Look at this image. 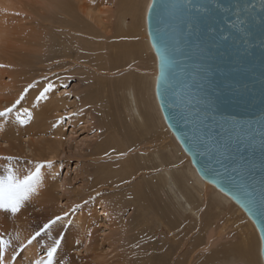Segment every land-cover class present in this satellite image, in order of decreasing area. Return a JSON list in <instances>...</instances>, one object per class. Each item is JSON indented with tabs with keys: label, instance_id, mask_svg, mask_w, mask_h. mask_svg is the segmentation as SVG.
I'll return each mask as SVG.
<instances>
[{
	"label": "bare ground",
	"instance_id": "1",
	"mask_svg": "<svg viewBox=\"0 0 264 264\" xmlns=\"http://www.w3.org/2000/svg\"><path fill=\"white\" fill-rule=\"evenodd\" d=\"M29 1L31 4L27 6L28 14L30 15L31 12L33 16L35 15L40 20L36 24L33 23L35 25V27L33 26L34 30L28 39L26 38L25 43H22V45L18 43V46L21 45L19 50L14 49L13 54L9 55V53H6L0 56V59H4L5 63L12 66V68L5 69V75L10 79V84H4L3 88L0 89L11 87L13 89L9 88V90H12L13 94H11V91L7 94L15 95L14 98L5 95L11 100L6 98L9 99L5 101L6 106L4 102H0V112L5 110L4 106L8 109L16 104L17 106H14L16 110L28 106V108H31L28 111L32 113L30 117L33 122H30L31 124H28V126H24L20 121L18 123L12 122L11 127L8 126V129L2 131L0 129L1 140L6 145V148L1 147L0 151L16 157L15 161L12 162L20 178L24 177L22 169H25V167L20 168L23 162L32 165L30 171H34L35 166L38 164L44 165L41 169L40 180L36 185L37 191H35L40 193L39 199L41 200L35 203L27 199L21 206L22 209L15 215L9 214V217H7L8 215L5 216L4 213L5 217L2 218L1 216L0 219H2L6 231L2 232L3 229H0V234L3 235L8 232L7 235L5 234L6 237L8 236L13 246L17 245L16 247H18L21 243L25 244L28 239L41 229L31 227L33 229H30L31 231L27 233L31 217L43 216L44 221L45 218L51 217L52 220L55 218L54 223L52 222L54 227L51 228L53 239H55V242L57 240L62 241L59 254L63 258L66 256L65 260L67 262L64 264H72V262H68V256L78 250L80 244L87 242L89 248H87L86 252H93V243L95 242L94 229L95 231L96 229L100 231V213L96 209V205H100L101 215L105 216L109 231L105 241L109 242V245L120 256L119 249L123 247L124 237H119V241H115L114 235L122 228L127 227V219H123L121 215L126 209L132 208L135 212V216L132 219L134 224L129 228L128 233H135L139 230L140 237L134 236L135 245H138L140 240L142 245L134 247H139L141 250L139 253L145 256V258H140L144 261V264H156L158 262L174 264L175 261L176 264H193L194 259H197L198 256L202 257L200 255L202 251H210L212 247L218 244L217 241L219 239L221 241L224 238V234L220 231L218 232V228L216 229V222L212 221L214 218L218 219L219 216L224 215L228 211L227 208L230 207L234 209L233 213L243 215L244 221L241 218L242 223L247 225L245 229L239 227L240 236L244 244H236V246L234 244L231 245V243L230 245L224 244L214 253L207 256L206 259L203 257L204 260L200 264H237L238 261L235 260V255L239 253L242 254L241 256L244 259L241 260L245 264H263L260 256L261 242L253 223L227 195L218 191L213 185L200 177L192 167L189 156L181 149L163 119L155 95L158 76L157 57L150 44L146 29V17L152 0H41L39 2L37 0V5H41V7L32 3L35 0ZM115 1L118 3L116 14L111 6L108 5L115 3ZM22 3V0H0V6L6 11L5 13H0V43H3L7 36L12 39L10 34L14 27L12 26L13 28H11V25L8 27V23H6L10 19V16L7 19L9 15L7 11H15L16 5H22ZM1 7L0 10H2ZM11 16H13L12 20H17L18 16L16 18L14 17L15 15ZM129 18H131L130 21ZM138 19L140 20L139 23ZM22 21L21 25L23 24ZM140 30H143L146 39L144 44L146 51L152 53L153 69L146 72V70L134 66L135 71L139 70L142 73L141 79H135L133 75L127 78L128 74L133 71L125 74L129 69L128 66V69L125 70V66L134 61V55L128 51L127 46L132 37L138 36ZM60 33L64 34V36H61ZM126 34L128 39L124 43L123 39H125ZM18 36L20 34L16 35V37ZM35 45L38 48H35ZM47 49H52L50 51L54 54L49 60H46L43 55ZM109 51L113 53L108 54ZM73 52L76 53L75 57H73ZM67 60H72L73 63H84L87 66L96 64L100 68L99 74L103 71H108L109 75L114 76V72L118 71L117 75L121 77L115 90L118 93L120 92V101L125 108L124 116L127 121L125 130L120 131L117 126L112 124L108 113L103 111L102 107L98 109L100 113L96 114L97 109L93 111V107L98 108L97 103L90 105V110L88 111V104H84L80 108L77 100L71 106L73 112L68 114L69 109L65 100L61 102L62 98L59 99L55 95L53 96L54 93L50 94L51 92L41 97V93H43L41 86L45 88L46 82L44 83L42 78H40L41 76L37 75L39 73L35 67L40 65L41 68L38 67V69H42L43 66L48 67L50 64L58 67L61 62H67ZM91 67L93 68V66ZM31 68H35L34 72H32L33 70L31 71ZM40 73L43 75L42 73L44 72ZM106 75L109 77L107 73ZM22 95L27 99L23 97V100ZM20 98H22V101L19 100ZM3 99L2 101H4ZM18 101L20 102L17 103ZM143 107L151 108L158 118L157 124L154 113H151L153 117L147 116L144 114ZM97 115H100L97 130L105 134L101 136L104 144L97 145L96 153L86 151L84 155L74 156L75 158L80 157L89 161H85L84 170L81 171L80 169L76 175V179L80 177L83 185L81 184L80 188H76V191L73 190V194L72 192H67V194L63 192L62 194L57 177L60 172L58 164L61 163L53 161H59L62 155L66 154L65 144L67 140L62 130L64 129V116H67L69 123L74 127L83 123L91 125ZM7 116H10V114ZM6 118L0 120V123L4 122ZM14 118L12 119L13 121H15ZM5 122L4 125H6ZM113 122L118 123L114 119ZM160 125L166 130L167 137L171 139L172 143H167L166 137L156 135ZM90 128L93 130L94 124ZM153 136L155 139L150 141ZM156 142L161 143L157 148L154 145ZM152 144L154 147L150 146ZM162 152H165V154ZM114 157H119L120 159L116 161ZM133 157H136L138 165L131 162ZM183 158L187 159V168H178L177 172H175L171 166L177 165L179 159ZM6 162L10 161L6 160L5 164ZM13 164H11V167ZM88 164L96 167L93 187H91V182L88 179L90 169L85 168ZM102 164H106L107 167L103 168ZM18 171L21 173H18ZM141 171L142 180L151 185L150 189H155L154 194L158 195L159 193L165 198L163 202L166 203L168 201L170 203L163 205L154 202L150 195L147 197L143 195L144 189L146 190L148 186L147 184L143 185L142 180H137V174L138 172L140 174ZM157 172L159 175L153 174ZM102 173H104L105 179L102 178ZM125 176H128L129 180L133 177L134 181H136L129 195L132 201L126 203L120 196L117 197L115 195L113 202H115L116 207L107 206L108 196H102V187L108 186L109 188L118 189L125 183ZM58 187L59 191L56 190ZM54 190L56 191L54 192ZM209 190L212 192L210 194L217 213L216 216L214 213L210 214L204 211L206 206L209 210L212 208H209L207 203V196L210 195L208 194ZM42 192H45L46 195ZM59 197L65 198L64 208L58 205L62 202ZM73 197L74 199H72ZM73 206L76 209H73ZM36 210L42 211L43 214L36 212ZM72 210L73 213L71 212ZM76 210L79 211L75 213ZM108 215H110L109 218ZM57 217H61V219L57 220ZM230 217L232 220L234 215L231 214ZM204 218L207 219L205 220ZM48 222L43 225L49 226L50 222ZM228 222H230V219H228ZM52 224L50 225L52 226ZM156 230H160L159 239L154 238V235L157 234ZM195 230H199V235L194 238L196 239L195 241L193 239V242L190 240V235ZM62 233H66L65 240L62 239L63 237H59ZM202 233H204V238L201 236ZM190 243L191 247H189ZM229 246L233 249H229ZM233 246L235 248L238 246V250L236 248L235 251ZM36 249V242H32L28 244L25 252L29 259L34 260V264L40 261L38 260V251ZM151 253L155 256H148ZM176 256H178L177 259L175 258ZM119 261L122 264H128L121 257ZM246 261L248 262L246 263Z\"/></svg>",
	"mask_w": 264,
	"mask_h": 264
},
{
	"label": "water",
	"instance_id": "2",
	"mask_svg": "<svg viewBox=\"0 0 264 264\" xmlns=\"http://www.w3.org/2000/svg\"><path fill=\"white\" fill-rule=\"evenodd\" d=\"M146 29L167 127L253 223L264 264V0H152Z\"/></svg>",
	"mask_w": 264,
	"mask_h": 264
},
{
	"label": "rangeland",
	"instance_id": "3",
	"mask_svg": "<svg viewBox=\"0 0 264 264\" xmlns=\"http://www.w3.org/2000/svg\"><path fill=\"white\" fill-rule=\"evenodd\" d=\"M39 1H41V0H38V2ZM22 2H23L22 5H19V4H17L18 6L16 5L15 11H12V12L7 11L9 13V15L7 16V19L9 16H10L9 17L10 19L8 22L6 21V23H8V27H9V25H11L10 26L11 28L14 27V29L11 30L12 31L11 34L14 35V33H15V35L12 36L10 34L12 39H9V37L7 36L8 38L7 37H6L7 39L5 38L6 42L4 41L3 43H0V56L4 55L6 53H9V55L13 54L12 52L14 51V49L19 50V46L21 47L22 43H25L26 38L28 39V37L32 34V32L34 30L33 28L35 27L34 24H36L40 20L35 15L33 16V13L30 12V15L28 14L27 6L30 5L31 2L29 0H22ZM38 2H37V0H35L32 3L37 5ZM108 5L111 6V8L114 10V13L116 14L117 9H118V3H116V1H115V3L108 4ZM38 7H41V5H39ZM1 9H2V7H1ZM1 12L5 13L6 11L2 9V10H0V13ZM11 15H15L14 16L15 18H16V16H18L16 18L17 20H15V19H14L15 21L12 20L13 16H11ZM19 18H20V21H19ZM21 18L23 19V21ZM25 19H26V21H25ZM130 20H131V18H129V21ZM21 21L23 23L22 25H21ZM139 22H140V20L138 19V23ZM17 27H19V29H17ZM114 29H115V26H114ZM19 30L21 33L19 32ZM61 33H63V32L61 31ZM61 33H60V35L64 36V34H61ZM17 34L18 35L20 34L21 37L20 36L16 37ZM65 37H67V36H65ZM18 38H20V39H18ZM124 38L125 39H123V41H124V43H126L127 39H128L127 34L125 35ZM145 40L146 39H145V36L143 34V30H140L138 36L132 37L130 40V43L127 46L128 51L130 53H133V55H134V61L131 64L126 65L125 66L126 69L123 67L125 70H127L128 69L127 67L129 66V69H128L129 71L127 70L125 72V74L129 73L130 71H133V72L128 74L127 78L129 76L133 75L134 76L133 78L141 79L140 77H141L142 73H140L139 70L135 71V68H133L134 66L139 67L143 70H146V72L148 70L153 69L152 53L146 51V49L144 47ZM19 41H21V42H19ZM18 43L21 45L18 46ZM36 47L37 46L35 45V48ZM50 50H52V49H47L43 54L45 56L44 58L46 60H49L51 58V56L54 55ZM49 53H52V54H49ZM111 53H113V52L109 51L108 54H111ZM75 56H76V53L73 52V57H75ZM93 58H95V57H93ZM128 60H127V62H128ZM4 61H5L4 59H0V88H3L4 84H10V79L7 78V76L5 75V69L12 68V66L8 65V63H5ZM68 61H69V63H67ZM67 62H65V61L61 62L60 66H58L61 68H58L57 65L55 66V65H51V64L48 67L43 66L42 69H38V67H40V65L35 67L39 73L37 75L41 76L40 78H42L44 83L46 82L45 83L46 87L48 85H52V88L48 92L49 93L51 92L50 94L54 93L53 96L55 95V97H57L59 99L62 98L61 102H63L65 100V102L67 104V108L69 109V111L67 112L68 114L70 112H73V109L71 108V106L77 100H78L77 102H79L78 104H79L80 108H82V106L84 104H86V105L88 104V107H87L88 111L90 110V105L97 103L98 108L93 107V111L97 109L96 114L100 113L98 111V109H100L102 107L103 111L108 113L112 124L117 126L120 131L125 130L126 123H127L125 116H124L125 115V108L120 101V92L118 93L115 90V88L119 82V79L121 77L120 75H117L118 71L114 72L115 73L114 76L110 74L111 76H113V77H111L109 75L108 71H103L99 74L100 68L97 67L96 64L87 66L84 63H80V62L73 63L72 60H67ZM82 62H86V61H82ZM91 66H93V68ZM130 67H132V68H130ZM35 68H33V69L31 68V71L33 70L32 72H34ZM124 69H123V71H124ZM39 70H42V71H39ZM40 72H44V73H42L44 76L41 75ZM106 73L108 74L109 77H107ZM101 74L102 75L104 74V76H102ZM1 78H3V79L1 80ZM5 86H8V85H5ZM41 87H42L43 92H44V89L46 87L45 88H44V86H41ZM9 88H11V87H9ZM9 88L4 87L3 90L0 89V92H2V93H0V100H1L0 102L5 103V101H7L9 99L11 100V98H9L8 96H12L11 94H13V92H12V90H9ZM11 89H13V88H11ZM57 90H58V92H56L57 93L56 94L55 91H57ZM9 91H11L10 95L7 94V93H10ZM47 93H44V94H47ZM5 95H8V96H5ZM14 96H12V97L14 98ZM23 97L26 98L24 95H22V98ZM3 98H5V99H3ZM6 98H9V99H6ZM22 98H20L19 100L22 101ZM24 98H23V100H24ZM2 99L4 101H2ZM98 99H100V100H98ZM85 100H88V101H85ZM85 102H87V103H85ZM5 106H6V103H5ZM5 106H4V109L6 110ZM14 106L16 107L17 105L14 104L13 107ZM13 107L12 106L9 107L12 109V112L9 113L10 116H7V115L5 116V117H7L5 120L6 122L4 121L6 123V125H4V122L0 123V127H2V128H0L1 131L8 129L9 128L8 126L12 125V122L18 123L20 121V123H23L24 126H28V124H31L33 122V119H31V117H30L31 115L29 116V114H32V113H31V111H28V110H31V108H28V106H26V107H23L24 109L22 108V109L18 110L19 109L18 108L16 110L15 107H14V109H13ZM143 111H144V114H146L147 116L153 117V115H154V118L156 119V124H157L158 118L155 115V113L151 110V108L143 107ZM12 113H14V114H12ZM151 113L152 114L154 113V114L151 115ZM12 115H13V118L15 117L14 118L15 121L12 120L13 119ZM99 116L98 115L96 117L94 116L95 119L93 117V119H94L92 122V124H94L93 130H92V128H90V126L92 124L89 125V124L83 123V124H79L78 126L73 127L69 123V119L66 118L67 116H64V122H63L64 129H62V130L64 131V134L66 135V140H67L66 144H65V148H66L65 153L66 154L62 155V158L60 160L58 159L59 161H55V160L53 161V162L61 163V164H58L60 172L58 173L57 177L59 180L60 192L62 194H63V192L65 194H67V192H72V194H73V190L76 191V188H80L79 186L81 184L83 185V183H81L80 177L76 179V177H77L76 175L80 171V169H81V171L84 170L83 165L89 161H86L80 157L75 158L74 156H77L79 154L84 155V153L86 151H90L91 153L92 152L96 153L97 145H100L103 143L101 136H104L105 134H103L102 131L97 130L98 129L97 124L99 123ZM5 117H0V120L4 119ZM10 118H12V119H10ZM16 119H18V120H16ZM113 119L117 120L118 123H114ZM9 123H11V124H9ZM34 123H35V120H34ZM156 135L164 137V138L166 137L167 143H172L171 139L169 137H167L166 130L163 129L161 125L158 126V133H156ZM154 139H155V137L153 136V138H151L150 141L154 140ZM90 145H91V147H89ZM154 145L157 148L161 145V143L156 142V143H154ZM154 145L152 144L150 146L154 147ZM1 147L6 148V145L2 142L1 136H0V149H1ZM162 153L165 154V152H162ZM66 156H68V157H66ZM9 157L12 158L11 161L6 162V164H5L6 160L9 161L6 158H9ZM15 158L16 157L12 156L11 154H7L5 152L0 151V175L4 174V169L6 167H8L9 164H13L12 161H15L14 160ZM114 158L116 161H118L120 159L119 157H114ZM22 160H23V158H22ZM186 160H187L186 158L179 159V163L177 165H174L171 167L174 168L175 172H177L178 168H187ZM131 162H133L135 164L137 163V165H138V161L136 160V157H133ZM31 166L32 165L30 163H24V162L22 165H20V168L25 167V169H22V171H23L22 174L24 176L27 175L29 172H31L30 171ZM102 166H103V168L107 167L106 164H102ZM12 168L15 169L14 164L12 165ZM85 168L90 169V172H89L90 175H89L88 179L91 182V187H93V183H94L95 177H96L95 176L96 175V171H95L96 167L92 166L91 164H88L87 167L85 166ZM18 173H21V172L18 171ZM143 173H145V172H143ZM140 174L138 172L137 180L143 179L142 171L140 172ZM153 174L159 175L158 172L153 173ZM104 176H105L104 173H102L103 179H105ZM124 181H125V183H123L122 186L118 187V189L117 188H109L108 186L102 187V192H101L102 196H104V195L108 196L107 202H106L107 206H111V208L116 207L115 202H113L115 195L117 197L120 196L123 199V201L126 203H130L132 201V199L129 198L130 197L129 195L131 192V188H132V186H134L136 184V181H134L133 177L130 178V180H129L128 176H125ZM142 184L146 185L147 183L145 180H142ZM147 186H148V188L146 190L143 188L144 189V191H143L144 196L147 197L148 195H150V198L152 197V199H154V202H158V203H161L163 205L164 204L167 205V203H170L167 200H166L167 201L166 203L163 202V200H165V198L163 196H161L159 193H158V195H155L154 194L155 189H153V188L150 189L151 185H149V184H147ZM56 190L59 191V187ZM56 190H54V192ZM117 190H119V191H117ZM35 191H37V189ZM35 191L30 194L28 201L31 200L32 202L38 203L41 200V199H39L40 193L35 192ZM48 191H50V190H48ZM148 192H149V194H148ZM42 193L46 195L45 192H42ZM210 193L212 194L211 190H209L208 194H210ZM36 194H38V195H36ZM211 194L207 196V203L209 205V208L210 207H212V208H210V210H209L206 206L204 211H207L210 214L214 213V215L216 216L217 213H216V210L214 209V203L212 202ZM34 197H37V198H34ZM59 198H61L60 201H62V202L58 205H59V207L64 208L65 207L64 203H66L65 198H63V197H59ZM72 199H74V197ZM144 199H146V198H144ZM20 209H22V208H20ZM36 209H38V208H36ZM73 209H76V208L73 206ZM96 209L99 210V213H100V231L98 229H96V231H97L96 232L94 229V240H95V242L93 243L94 244L93 245V248H94L93 252H90V251L86 252L87 248H89L87 246L88 243L87 242L82 243L79 245L78 250H75L74 252H72V254H73V255L71 254L72 256L71 255L68 256V262H72V264H122V262L119 261L120 257H121V258L125 259V261H127L128 264H144V261H142L140 258H145V256L142 255V253H139V252H141L139 247H134V246L142 245V244H140L141 240L138 242V245H135L134 236L140 237L139 230H137L135 233H128L129 228L131 226H133V224H134L132 221V219L135 216L134 210H132V208H130L129 210L126 209L124 211V213L121 215V217H123V219H125V220L127 219V227L122 228L120 231H118L114 235L115 241H119L118 240L119 237H124L123 247H121L119 249L120 253H121V255L119 256V253L114 251V248L109 245V242L105 241L106 235L107 236L109 235V231H108V227H107V221H106L105 216L101 215L102 211H101L100 205H96ZM211 209H212V211H211ZM227 209H228V211H226V213H224V215L219 216L218 219L214 218L212 221V222H216L215 223L216 229L218 228V232L220 231L224 234V238H222L221 241L219 239L217 241L218 244L216 246L212 247L210 249V251L209 250L206 252L202 251V253L200 254V255H202V257L198 256L197 259H194L193 264H200L204 259H206L207 256L214 253L220 246H222L224 244L230 245V243H231V245L234 244V246H236V244L237 245H243L244 244V242L240 236L241 232L239 231V227L244 228V229H245V227H247L246 223H242L244 221L242 218L243 215L240 213H238V215L236 213H233L234 209H232L230 207ZM78 211L79 210H76L75 213H77ZM2 212H0L1 213L0 218H1V216H2V218H4L6 215H8L7 217H9V214H11L10 212H8V213L4 212V211H2ZM36 212H39V211L36 210ZM71 212L73 213V210ZM4 213H5V216L3 215ZM39 213L43 214L42 211H40ZM231 214L234 215V218L232 220L230 217ZM109 216L110 215H108V218H109ZM241 218L243 221L241 220ZM204 219L206 220L207 218H204ZM228 219H230V222H228ZM29 220H30V223H29V227H27V233H29L35 227H37L38 229L41 228L39 231H37V232H40V235L35 240H33L32 242H36V248H37L36 250L38 251V260L46 261L47 260V252H48L49 248H51L55 244V239H53V233L51 231V228L54 227V224H52V222L55 221V218H54V220H52L51 217L45 218V221H44V217L41 216V217H31ZM47 221H49L50 224H52V226L49 224L50 227L48 226V228H45L43 224ZM130 221H132V222H130ZM217 223H218V225H217ZM237 225H238V227H237ZM31 227H33V228H31ZM0 229L1 230L3 229L2 232L6 231V229L4 228V224H3L2 219H0ZM1 230H0V232H1ZM7 233L3 234V238H5L6 240L9 239L8 236L6 237ZM42 233H43V235H42ZM160 234H161L160 230H158L157 234L154 235V238L156 237V239H159ZM203 234L204 233L201 234L202 237H203ZM4 235H5V237H4ZM60 235L61 236H59V237H63L62 239L65 240L66 233H64V234L62 233ZM64 235H65V237H64ZM198 235H199V230H195L190 235V240L193 241V239L197 238ZM30 239H28V241ZM195 240L196 239H194V241ZM28 241H26L25 244L21 243V245H19L18 247H16L17 245L13 246V243H11L10 246L7 247L5 252H4L3 264H32V262L34 264V260L31 258L29 259V256L27 255V253H25L26 248L29 244ZM132 241H133V243H132ZM61 243H62V241H60L59 246L57 248V251L54 254L53 264H64L67 262L65 260L66 256H65V258H63L59 254V251L61 249ZM54 246H56V245H54ZM189 247H191V243L189 244ZM231 248L232 247L229 246V249H231ZM236 248L234 247V250ZM239 249L241 250L240 246H239ZM236 250H238V248ZM65 255H66V253H65ZM241 255H242L241 253L235 255V260L238 261L237 264H245V262L241 260V259H244L243 256H241ZM76 256H77V258H76ZM148 256L153 257L155 255H152V253H151V254H148ZM203 257H204V259H203ZM175 258L177 259L178 256H176ZM97 259H98V261H97ZM247 262L248 261H246V263ZM153 264H155V263H153ZM156 264H163V263L158 262ZM174 264H176V261L174 262Z\"/></svg>",
	"mask_w": 264,
	"mask_h": 264
},
{
	"label": "snow or ice",
	"instance_id": "4",
	"mask_svg": "<svg viewBox=\"0 0 264 264\" xmlns=\"http://www.w3.org/2000/svg\"><path fill=\"white\" fill-rule=\"evenodd\" d=\"M52 88V85H48L44 92L41 93V97L44 96V93H47ZM19 103V101L17 102ZM12 112V109H6L5 111L0 112V117H5ZM30 116V114H29ZM11 161L12 158H6ZM50 166V165H49ZM44 167L43 164H38L35 166V170L29 172L23 178H20L16 170L11 167L9 164L8 167L4 169V174L0 175V211L10 212L15 215L23 205V203L29 198L30 194L35 191L36 185L41 177V169ZM57 220H60L61 217H57ZM54 223V222H53ZM48 228V225L44 226ZM40 235V232H37L28 243L31 244ZM60 241L55 242L56 246L49 248L47 252L46 261H38L37 264H53V257L57 251ZM11 244V240H6L3 238V235L0 234V264H3L4 252L7 247Z\"/></svg>",
	"mask_w": 264,
	"mask_h": 264
}]
</instances>
